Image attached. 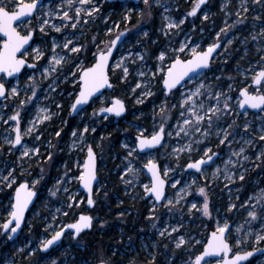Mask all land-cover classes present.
Listing matches in <instances>:
<instances>
[{"label": "rangeland", "instance_id": "1", "mask_svg": "<svg viewBox=\"0 0 264 264\" xmlns=\"http://www.w3.org/2000/svg\"><path fill=\"white\" fill-rule=\"evenodd\" d=\"M59 3L60 0H43L45 8L53 7L62 15V12L67 9L57 8L56 5ZM94 3L99 11L92 16L81 13L80 23L75 29L71 27L73 21H67L65 22L67 27H62L61 32H56L50 25H46L45 31L41 32L39 25L43 18H48L50 24L55 23L57 26H62V21L59 17H44L38 13L31 18L30 22L25 20V24L35 29L36 38L35 42L28 47V54L24 58L35 63L36 67L26 68L16 78L6 79L3 76L0 80L5 84L10 82L8 96L0 99V117H2L0 119V145H2L0 176H7L8 172L14 169L13 176L16 178V182L11 187H8L6 182H0V224L7 219L5 208L14 203L15 190L23 181H27L29 187L37 190L39 194L38 200L26 218L23 232L15 241H10L0 229V264H51L53 260L56 264H97L101 258L109 260L110 264H129L130 261H135V264H147L153 255L156 257L155 264H191L194 257L203 250L211 232L215 230L217 220L220 224L225 221L229 223L231 228L229 241L233 244L234 237L237 235L243 237L249 227L254 232L259 231L262 221L258 219L249 224L248 221L251 218L247 213L252 208L241 207V205L254 193L264 189V158L256 159L261 150H264V141H259L260 133L257 131L264 126V112L248 108L245 115V111L239 109L236 102L239 90L246 85H251V77L264 67V61H262L264 36L260 35V30L264 27V0L260 3L247 0V13H244L241 8V0H211L198 17L187 15L195 0H160V4L149 0L150 8L144 5L143 0L138 2L94 0ZM165 7L168 8L167 12L164 11ZM128 9L132 11L129 13ZM10 10L14 8L10 6ZM238 11L241 13L240 18L243 19V23L228 27L237 20ZM141 12L144 13L143 16L140 15ZM69 15L74 17V11H69ZM125 15H129L131 19L125 20ZM165 15L170 16L177 23L184 19V23L165 35L162 31L166 23L163 19ZM205 15L208 17L206 20ZM256 17L260 19H255ZM16 26L22 34H27V29L20 27L18 23ZM110 28L112 32L108 33ZM125 29L128 31L125 32L124 39L115 53V60L110 69L113 88L106 89L102 96H99L100 99L95 98L78 115L72 116L71 104L79 91L77 65L83 62V67L91 66L94 62L92 53L96 52L95 44L103 48L102 41L115 39ZM221 29L225 31L221 32ZM145 32L147 36L144 35ZM65 37L71 39L74 45L82 46V50L79 54H70L67 49L57 47L55 52L58 55H67L68 60L63 62L62 66H56L54 72L49 69L50 74L45 75L43 70L49 64L53 39L57 44H62ZM2 41L3 38L0 36V43ZM219 41L223 44L212 60V67L205 70L202 75L183 83L178 88L179 91L174 90L169 96L161 79L164 73L158 72L155 77L150 75L161 66V62L157 59L161 51L166 53L163 62L166 66L170 63L169 58L173 56L171 49L179 48L181 43L188 44L185 52L180 54L184 59L190 55L191 47L198 45L197 50L201 51L205 50L209 44ZM34 48H39L43 52V56L39 59H35ZM122 57V67L128 68L126 77L121 68L115 67L116 62ZM74 72L77 73L76 77L71 75ZM140 72H144L145 76L141 77ZM246 76L247 80H245ZM30 77L34 80H30ZM200 81H203L207 90L202 89L204 95L199 97L198 102L203 101L206 105L215 103L214 100H209L208 90L214 94L216 91L227 92L229 86L232 88L230 95L234 115L221 121L223 127H227L233 119L238 125L236 127L238 135L231 148L239 149L243 143L241 134L246 139H251V133H256L253 145L246 146L245 154L249 156V160H241L242 167L230 166L237 177L233 183H228L223 173L216 179L211 176L217 166L223 169L224 161L230 155L228 142L220 144L215 134L204 139L199 145L193 144V148L197 150L192 152L191 157L185 151L177 160L173 153L174 148L182 147L189 140L183 133L180 137L175 134L177 121L181 119L179 116L180 93H187L189 89H194ZM145 83L148 84L147 88L144 87ZM137 84H141V87L137 88ZM12 86L17 87L19 95L10 94ZM33 90L36 91L35 97H32ZM253 90L250 87V91ZM261 90L264 91V88ZM147 91H150L152 95H142ZM116 96L125 101L128 112L120 120L109 115H106L105 119L98 110L109 106L110 100ZM138 99L142 102L137 103ZM22 100L26 102L21 107ZM165 103L170 119L165 123L164 144L160 148L151 149L148 152L138 151L132 157H128V150L135 146L139 132L150 137L159 130L162 123L160 108ZM173 105H176V108H173ZM41 108L47 109L48 113L52 114L51 119L38 122L32 134L22 135V144L16 145L9 151L10 145L4 142V138L14 139V132L11 136L9 135V129L14 127V122L9 120L5 124L3 121L8 120L9 116L19 110L23 134L24 129L30 126L29 122L37 119V113ZM94 111L96 115H93ZM245 122L250 123L247 133L243 129ZM85 126L89 131L84 134L83 143H79L80 132ZM93 128L95 132L92 131ZM58 131L59 136L56 135ZM73 131L77 132L75 138L72 136ZM169 132L172 133L171 137L167 135ZM195 139H200L199 135ZM74 140L78 143L77 147H73ZM25 144L29 149L38 147L39 154L30 153L28 157L19 159ZM86 145L92 146L99 163V181L93 193L94 207L88 206V196L80 183L72 179V177H78L82 171L78 163L82 165L87 158ZM124 145H128V148ZM206 148H211L213 152L219 154L215 163L204 170L207 180L192 170H185L189 159L200 158ZM148 159H154L159 163L162 174L165 168L173 170L165 177L169 182L167 188L169 197H174L186 183H191L193 179L197 181L192 186L191 195H188L171 211L163 207V202L158 204L152 196L148 197L143 189V185L149 184L151 179L143 168ZM232 159L238 158L232 157ZM129 162L139 170L136 180H133L132 175L126 171ZM65 171H68V176H65ZM241 172L244 173L243 181L238 179ZM126 179L133 180V183L125 184ZM175 180H180V184L172 189L170 185ZM34 181L38 183L33 184ZM199 187L206 189L210 216L202 214L204 196L198 193ZM53 192L55 195L52 194ZM71 196H74L79 203L69 209ZM125 198L127 203L133 202L137 209L134 210L125 205ZM192 203H195L197 207L189 211ZM232 204L236 207L229 210ZM251 204L255 205V201H251ZM256 210L260 215L259 209ZM65 212L67 215H64ZM80 213H91L96 221H94L95 224L93 223V230H90L100 235L107 233L112 244L93 243L90 248L89 239H85L82 233L75 238L73 232L69 231L65 234L62 243L48 253L41 250V241L49 239L55 230L65 228L69 223L78 220ZM153 223L156 224V228L152 227ZM237 226H241L240 233L235 231ZM173 227H176L178 231L171 232ZM163 228H167L171 235L166 233L161 237L157 229ZM179 236H183L186 243L177 248L176 242ZM254 247L264 248V242L256 244L254 237H251L239 250L251 251ZM21 249L23 251H20ZM85 250H89L88 256L83 254ZM236 250L234 248V251ZM211 264H216V260L213 259ZM243 264H264V253L252 257Z\"/></svg>", "mask_w": 264, "mask_h": 264}, {"label": "snow or ice", "instance_id": "2", "mask_svg": "<svg viewBox=\"0 0 264 264\" xmlns=\"http://www.w3.org/2000/svg\"><path fill=\"white\" fill-rule=\"evenodd\" d=\"M247 0H241V8L244 13L248 12V7L246 6ZM255 3H260L261 0H254ZM144 5L151 7L149 0H143ZM154 3L160 4V0H154ZM205 4V0H195L191 11L187 14L188 16H195L197 11L201 8L202 5ZM79 5V6H77ZM90 5V7H85ZM10 6L14 8V10H10ZM57 8H66L67 10L62 12L56 11L53 7L45 8L42 0H30V2H25V0H0V33H3L4 39L2 43H0V73L5 74L8 77H12L14 74L19 73L20 70L27 64V60L24 59V56H27L28 52L26 49V45H29V41L32 39L33 32L35 29L29 27L28 24H25V20H31L34 13L42 14L44 17H59L62 21V26H57L55 23L50 24V20L48 18H43L42 23L39 25V30L41 32L45 31V26L50 25L52 29L56 32H61L62 27H67L65 22L73 21L71 23V27L75 29L77 24L80 23L81 13H84L86 16H92L94 13L99 11V8L95 5L94 0H60V3L56 5ZM69 11H74L75 16L69 15ZM132 9H128L130 13ZM165 12L168 11V8L165 7ZM141 16L144 15L143 12L140 13ZM148 15H151L149 11ZM237 20L232 24L228 25V27H235L236 24L243 23V19H241V13L238 11L236 13ZM131 17L129 15H125V20H130ZM164 21H166L164 28L162 31L165 35H168L169 32L173 29H178L181 24L184 23V19L179 20L177 23L170 16L165 15L163 17ZM204 19H208L207 15L204 16ZM255 19H260L256 17ZM20 27H24L27 29V34H21L20 31L17 30V24ZM128 29H125L124 32H120L115 39L111 41L101 43L104 44V47L101 48L100 45L95 44L96 52L92 53L94 63L89 67H83V62L80 65H77V70L79 72V83H78V94L74 97V102L71 104V109L73 112H77L82 110L83 105H87L89 101H92L94 98L100 99L97 96V93H101V89L112 88L113 85L109 80V61L113 56V50L116 48L117 43L121 40V37L125 35ZM225 31V29H221V32ZM112 29H108V33H111ZM147 36V33H144ZM260 35L264 36V27L260 30ZM255 39V37H253ZM93 42H95V37H93ZM231 43V41H229ZM70 45H72L70 47ZM30 46V45H29ZM57 47H62L63 49H67L70 54H79L82 50V46L74 45L71 39L67 37L64 38V42L62 44H57L55 39L52 41L51 47V56L49 60L48 67L44 68V74L48 75L49 69L53 72L56 71V66H62L63 62H67V55H58L55 52ZM199 46H194L189 49L190 55L184 59L181 58L182 53L185 52V49L188 48L187 43H181L179 48H172L171 52L173 56L170 57V63L166 66L164 65V61L166 58V53L161 51L157 59L161 62V66L158 67L156 72H151L150 75L155 77L157 73H164L161 77L163 85L166 87L168 92H172L173 89L177 88V85H180L181 82H186V80H191L196 76L202 75L204 70L208 68L210 58L212 53L219 47L218 43L209 44L204 51H198L197 48ZM24 49L23 52L21 50ZM33 52L35 53V59H39L43 56V52L39 50V48H34ZM20 53V56L17 54ZM143 59V57H140ZM123 57L120 61H117L115 64L116 68H121L124 77L128 74V68L122 67ZM262 61H264V57H262ZM29 67H34V65H28ZM73 77H76L77 73L74 72L71 74ZM139 75L141 77L145 76L144 72H140ZM123 78V77H122ZM30 80H34L33 77L29 78ZM248 77H245L247 80ZM264 67H262L258 72H256L251 77V85H246L239 90L238 99L236 102V106L239 109H245L247 106L250 109H258L261 112H264V91L261 89L264 88ZM137 88L141 87V84L136 85ZM144 87L147 88L148 84L145 83ZM250 87L253 88V91H250ZM202 89H206L203 81H200L198 86L194 89H189L187 93H180L181 99L179 104V116L180 120L177 121L175 134L177 137L181 136V133L184 134L185 137H188V143L184 144L182 147L174 148L173 153L176 155L177 160L179 159V155L183 152H187L189 157L193 151L197 149L193 148V144L199 145L204 139L209 138L212 134H215L219 139L220 144H225L228 142L230 148V155L227 160L224 161V167L221 169L219 166L215 168V170L211 173L213 179L218 178L221 173L224 175V179L228 181V183H233L234 179H236V175L231 171V167L240 166L242 167L241 160L248 161L249 156L246 155V146H252L253 140L256 139V133L252 132L251 139H246L244 135L241 134L240 138L243 141L239 149L231 148L232 143L235 140L236 135V120L233 119L231 123L227 124V127H223L221 121L229 116L234 115L233 105L231 103L232 96L230 92L232 90L231 86H229V90L227 92L216 91L214 94L210 90H208L209 100H214L215 103L206 105L205 102H198L199 97L204 95ZM8 89L5 88V84L0 82V97H5V93ZM135 91V89H133ZM177 91H179L177 89ZM10 94L12 96L19 95L17 87H10ZM142 95H152L150 91L142 93ZM36 96V91H32V97ZM102 96V93H101ZM31 98H29L30 100ZM26 101H21V107L25 104ZM142 102L141 100H137V103ZM59 107V105H57ZM173 108H176V105H173ZM167 104L161 106L160 115L162 123L159 126V130L154 132L150 137L144 136L143 132H139L136 138L135 146L128 150V157H132L134 153L144 152L145 150H151L155 148L157 145L161 144L162 139L165 135V123L170 119L169 114L167 113ZM100 113H113L116 116H120L124 111V103L119 98H112L110 100V106L101 107L98 110ZM41 113H45L44 115H40ZM245 111V115H246ZM50 113H48L47 109L41 108L37 113V119L29 122V127L25 128L22 134L21 126H20V112L17 110L14 115L8 117V120H4L3 123L7 124L9 120L14 122V127L9 129V135L11 136L14 132V139H9L8 137L4 138V142L10 145L9 151L12 150L16 145L22 144V135H31L35 129V125L38 122H43L51 119ZM93 115H96L94 111ZM235 115H239V113H235ZM107 116H105V119ZM2 119V117H0ZM243 129L245 133H247L250 129V123L245 122L243 125ZM89 131L88 127L85 126L83 130L80 132L78 142L83 143L85 137L84 134ZM95 132V128L92 129ZM257 131L260 133L258 139L259 141H264V126H261ZM57 136L60 135L58 131L56 133ZM169 137H171L172 133H167ZM199 135L200 139H195V137ZM72 136L77 137V132L73 131ZM230 137L232 139H230ZM39 139V136H37ZM78 143L76 140L73 142V147H77ZM2 147V145H0ZM125 148H128V145H124ZM83 150V149H81ZM87 151V159L83 162L82 165L78 163V167L82 168L78 177H72V179H76L83 187L87 190L88 198L87 203L92 205L94 203L92 199L93 192V184L97 181V173H96V154L91 145H86ZM38 155L39 148L29 149L27 145H23V151L21 152V156L19 159H23L24 157H28L29 154ZM211 153V154H210ZM218 153L213 152L211 148H206L203 152V155L195 160L189 159V162L185 165V170H194L195 173H198L204 176V179L207 180L208 177L204 175L205 168L211 166V164L215 163L214 157H218ZM232 157H237L238 159L233 160ZM51 156L49 155V159ZM264 158V150H261L260 154L257 155L256 159ZM258 166V165H257ZM143 168L150 174V183L144 184L143 189L146 194H152L153 199L156 202H163V207L168 208L169 211L172 208L179 205L181 201L185 200L188 195H191L192 186L197 183L195 179L191 181V183H186L183 187H181L174 195V197H169L166 195L165 189L168 181L164 178L167 177L168 172L173 171L172 169L165 168L163 172V176L161 174V170L159 165L155 162L154 159H148L147 162L143 165ZM127 173H130L133 177V180L138 179V171L135 169L131 162L127 167ZM246 171V169L244 170ZM14 169L9 171L7 176H0V182H6L8 187H11L12 184L16 182L15 176H13ZM65 176H68V171H65ZM238 179L244 180V173L241 172L238 176ZM133 180H124L125 184L133 183ZM38 183V181H34L33 184ZM58 183H62L58 181ZM177 184H180V180H175L171 183L170 187L175 189ZM227 187V185H226ZM67 191V189H64ZM198 193L204 196V203L202 205V214L204 216H210L209 210V202L207 199V193L205 187H199L197 189ZM55 195V192L52 193ZM35 196V192H33L28 183H21L18 188L15 190L14 203L8 205L5 208L7 212V219L0 224V229H2L3 233L8 237V239L12 238L13 234H16L18 230L21 229L22 224L25 219V212L27 211L29 204L32 202V198ZM255 201V205L251 204V201ZM68 208L71 209L74 204H77L74 196L69 197ZM250 207L252 210L248 211L247 215L251 218L248 221L251 224L252 221H256L260 219L261 225L260 229L257 232H254L251 227H249L248 232L245 233L243 237L237 235L234 237V244L229 243V237L231 235V228L227 221L223 224H220L219 220L216 222L215 230H213L210 234V238L207 240L206 244L203 246V250L200 254L194 257V260L191 261V264H211L212 260H216V264H241V262L249 261L250 257H253L254 253L260 252L264 253V248L254 247L251 251H240L239 249L247 243L249 238L254 237V242L256 244H260L264 242V189H260L252 196L245 201L241 207ZM197 205L195 203L191 204V209L196 208ZM236 205L232 204L229 207V210L235 208ZM259 209L260 215L256 209ZM64 215H67L65 212ZM93 217L89 215L80 214L78 220L75 223L66 225L65 227L74 230L76 235H79L85 229H89L92 226ZM153 228H156V224L153 223ZM158 233L161 237L165 236L167 233L171 235V232H177L178 229L173 227L171 232H168L167 228L157 229ZM235 231L237 233L241 232V226H237ZM64 235V228H60V230H55L54 234L49 239H45L40 242V248L42 250L47 251L51 246L60 241L61 237ZM186 243L183 236H179L176 242V247L179 248ZM197 243H200L197 241ZM166 247V246H165ZM234 248L237 249L234 251ZM20 251H23L21 249ZM30 255L32 253H29ZM155 255L152 256V259L147 262V264H155ZM51 264H56V261L53 260ZM100 264H110L109 260L104 258L100 259ZM129 264H135V261H130Z\"/></svg>", "mask_w": 264, "mask_h": 264}, {"label": "water", "instance_id": "3", "mask_svg": "<svg viewBox=\"0 0 264 264\" xmlns=\"http://www.w3.org/2000/svg\"><path fill=\"white\" fill-rule=\"evenodd\" d=\"M109 1H110V2H112V1H120V2H123V1H126V0H109ZM132 1H137V2H138L139 0H132ZM210 1H211V0H205V4L201 6V8L197 11V14H198L200 11H202L203 8H204L207 4H209ZM42 3H43V0H42ZM35 14H36V13H34L32 17H34ZM197 14H196V15H197ZM16 25H17V24H15L14 26H16ZM17 30H18V29H17ZM18 31H20V30H18ZM21 34H22V33H21ZM0 36H1L3 39L5 38L4 35H3V33H0ZM124 36H125V35H124ZM124 36L121 37V40L117 43L116 48L113 50V56H112V58H111L110 61H109V73H108V75H109L110 83H111L112 85H113V83H112V80H111V77H110V69H111V67H112L111 65L113 64V62H114V60H115V53H116V51L118 50V47L120 46V43L123 41ZM35 38H36V37H35V34H34V32H33L32 39L29 41V45H30V46L34 43ZM217 43L219 44V47H218V48L212 53V56H211V58H210V62H209V66H208V68H206L205 70L210 69V68L212 67V64H213L212 60H213V58L219 53V51H220V49H221V46H222V44H223L222 41H219V42H217ZM29 45H26V46H25L26 49H28V47H30ZM205 50H206V49H205ZM23 51H24V49L21 50V52H23ZM201 51H204V50H201ZM17 55L20 56V53H18ZM23 58H24V57H23ZM24 59H26V58H24ZM182 59H183V58H182ZM26 60H27V64H26V65L20 70L19 73L14 74L12 77H8V76H6L5 74L0 73V80H1V78H2L3 76H5L6 79L16 78V77H18L20 74H22V73L24 72V69H25V68H35V67H36V64H35V63L31 62V61L28 60V59H26ZM94 62H95V61H94ZM94 62H93V63H94ZM28 65H34V67H29ZM87 67H89V66H87ZM205 70H204V71H205ZM186 81H189V80H186ZM0 82H1V81H0ZM2 83H3V82H2ZM183 83H185V82H181L180 85H177V88H176V89L180 88V86H182ZM4 84H5V83H4ZM164 87H165V86H164ZM5 88L7 89L6 84H5ZM112 88H113V87H112ZM106 89H111V88H107V87H105L104 89H101V93L103 94V93L105 92ZM165 89H166V87H165ZM176 89H173V90H176ZM173 90H172V91H173ZM7 93H8V92L6 91L5 96L7 95ZM101 93H97V96H100ZM166 93H167V95H170L171 92H168L167 89H166ZM0 98H4V97H0ZM115 98H118V97L116 96ZM119 99L123 101V103H124V107H125V111H124L120 116H116V115L113 114V113H100V112H99V114L102 115V116H106V114H109V115H113V116H115L116 118H117V117H122V116L126 115L127 112H128V108H126L125 101H124L123 99H121V98H119ZM94 100H95V98H94L92 101H89V103H88L87 105H83V106H81V107H82V110H80V111L73 112V111L71 110V111H72V116L78 115L81 111H83V109H85V107H87L88 105H90ZM109 106H110V105H109ZM107 107H108V106H107ZM246 109H248L247 106H245V109H241V110H242V111H246ZM252 110L256 111V110H258V109H252ZM165 136H166V133H165V135H164V138H163L162 141H161V144H160V145H157L155 148H160V147L164 144V142H165ZM155 148H153V149H155ZM148 151H151V150H145L144 152H148ZM95 154H96V153H95ZM86 159H87V158H86ZM215 159H216V157H214V160H215ZM156 163L159 165L158 162H156ZM98 165H99V163H98V156H97V154H96V173H97V181L94 182V184H93V192H92V199H93V201H94V196H93L94 189H95V187H96V184H97L98 181H99ZM159 167H160V165H159ZM160 170H161V167H160ZM192 171H194V170H192ZM148 174H149V173H148ZM161 174H162V171H161ZM149 176H150V174H149ZM162 176H163V174H162ZM150 178H151V177H150ZM164 178H165V177H164ZM25 182H27V181H23V183H25ZM27 183H28V182H27ZM168 184H169V182H168ZM168 184L166 185V189H165L166 195L168 194V192H167ZM28 185H29V183H28ZM80 185L82 186V189L84 190L86 196H88V194H87V190L83 187L82 184H80ZM18 187H19V186H18ZM18 187H17V188H18ZM30 189H31V188H30ZM31 190H32L33 192H35V196L32 198V202L29 204V207H28L27 211L25 212V219H24V223H23L22 226H21V229L18 230L16 234H13V235H12V238L10 239L11 241H14V240H15L16 238H18L19 235L23 232L22 230H23L24 227H25V223H26L27 215H28V213L32 210V207L35 205L36 201L38 200V195H39V194H38L37 190H33V189H31ZM150 196H152V194L148 193V197H150ZM152 198H153V197H152ZM156 203L161 204V202H156ZM88 206L94 207V203H93L92 205H89V204H88ZM80 214H84V215L92 216L91 213H80ZM80 214H79V215H80ZM92 217H93V216H92ZM78 218H79V217H78ZM76 221H77V220H76ZM76 221H73V222H71V223H69V224L75 223ZM94 221H95V217H93L92 226H93ZM69 224H68V225H69ZM92 226H91V228H89V229H85V230L82 231L81 233L86 232V231H90V229H92ZM69 230H70V229H68V228L65 227V228H64V235L61 237L60 241H58L56 244H54L53 246H51L47 251L42 250V249H41V250L44 251L45 253H48L49 250H51L52 248L58 246V244L62 243L65 234H66L67 232H69ZM71 231L74 232V230H71ZM81 233H80V234H81ZM80 234H79V235H80ZM79 235H76V234L74 233V237H75V238H78ZM50 238H51V237H50ZM209 238H210V237H209ZM229 243H230V241H229ZM199 254H200V253H199ZM261 254H263V253H260V252L254 253L253 257H255V256H257V255H261ZM250 259H252V257H250L249 260H250ZM245 262H247V261H245ZM245 262H241V264H243V263H245ZM97 264H100V262H98Z\"/></svg>", "mask_w": 264, "mask_h": 264}, {"label": "trees", "instance_id": "4", "mask_svg": "<svg viewBox=\"0 0 264 264\" xmlns=\"http://www.w3.org/2000/svg\"><path fill=\"white\" fill-rule=\"evenodd\" d=\"M128 201H127V199L125 198V205H127V206H129V207H131V208H133L134 210H136L137 209V206H135L134 204H133V202L131 203V202H129V203H127ZM83 237L85 238V239H89V241H88V244L90 245H88L90 248H91V246H93V243H97V244H101V243H103V244H107V243H109V244H112V240H111V238H109L108 237V234L107 233H101V235L100 234H98V232H93L92 230L90 231V232H86V233H84L83 234ZM88 251L89 250H85V252H83V254L85 255V256H88Z\"/></svg>", "mask_w": 264, "mask_h": 264}, {"label": "flooded vegetation", "instance_id": "5", "mask_svg": "<svg viewBox=\"0 0 264 264\" xmlns=\"http://www.w3.org/2000/svg\"><path fill=\"white\" fill-rule=\"evenodd\" d=\"M203 10H204V8H203ZM202 10V11H203ZM201 13V11L197 14V15H195V16H190V17H198L199 16V14ZM114 63V62H113ZM9 83L10 82H8L7 84H6V86H7V89H8V91H9ZM263 83V82H262ZM7 91V92H8ZM8 94H9V92L7 93V95L4 97V98H6L7 96H8ZM167 96H169V95H167ZM0 99H3V98H0ZM109 116H111V117H114L113 115H109ZM123 117V116H122ZM122 117H114L115 119H119L120 120V118H122ZM166 137V136H165ZM93 230V229H92ZM91 231V230H90ZM82 235V234H81ZM11 241V240H10Z\"/></svg>", "mask_w": 264, "mask_h": 264}]
</instances>
